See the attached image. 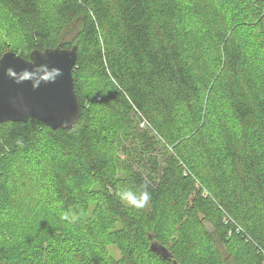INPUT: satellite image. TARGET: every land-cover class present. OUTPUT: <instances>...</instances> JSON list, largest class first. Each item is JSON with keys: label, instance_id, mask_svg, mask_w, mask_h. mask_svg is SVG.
<instances>
[{"label": "trees", "instance_id": "trees-1", "mask_svg": "<svg viewBox=\"0 0 264 264\" xmlns=\"http://www.w3.org/2000/svg\"><path fill=\"white\" fill-rule=\"evenodd\" d=\"M58 46L82 114L0 123V264H264V1L0 0V57Z\"/></svg>", "mask_w": 264, "mask_h": 264}, {"label": "water", "instance_id": "water-1", "mask_svg": "<svg viewBox=\"0 0 264 264\" xmlns=\"http://www.w3.org/2000/svg\"><path fill=\"white\" fill-rule=\"evenodd\" d=\"M264 1V0H262ZM77 46L15 51L0 57V123L37 118L53 129L72 128L82 114L74 86ZM164 257L167 248L152 244Z\"/></svg>", "mask_w": 264, "mask_h": 264}, {"label": "clouds", "instance_id": "clouds-1", "mask_svg": "<svg viewBox=\"0 0 264 264\" xmlns=\"http://www.w3.org/2000/svg\"><path fill=\"white\" fill-rule=\"evenodd\" d=\"M118 195L126 205L134 208L145 207L151 199L150 193L146 190V188L140 190L139 192L125 190L118 193Z\"/></svg>", "mask_w": 264, "mask_h": 264}, {"label": "rangeland", "instance_id": "rangeland-1", "mask_svg": "<svg viewBox=\"0 0 264 264\" xmlns=\"http://www.w3.org/2000/svg\"><path fill=\"white\" fill-rule=\"evenodd\" d=\"M116 254L119 255V251L118 250H115Z\"/></svg>", "mask_w": 264, "mask_h": 264}]
</instances>
